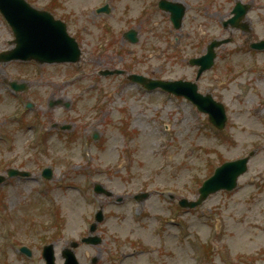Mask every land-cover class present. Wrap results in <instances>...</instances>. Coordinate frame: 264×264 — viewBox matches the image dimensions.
I'll return each mask as SVG.
<instances>
[{"label": "rangeland", "instance_id": "obj_1", "mask_svg": "<svg viewBox=\"0 0 264 264\" xmlns=\"http://www.w3.org/2000/svg\"><path fill=\"white\" fill-rule=\"evenodd\" d=\"M142 1H31L66 21L82 48V59L76 65L0 63V135L7 136L0 139V172L24 168L36 179L16 178L0 187L5 199L0 208V264H44V243L63 245L87 233L96 198L108 205L106 221L98 229L118 249L113 255L133 251L124 264H264V52L247 46L264 38V0H257L250 15L252 35L234 33V42L217 49L213 68L199 81L203 92H211L227 108L223 131L184 98L146 91L123 75L98 72L119 67L151 77L193 79L195 69L188 58L202 54L211 39L229 35L220 20L234 0H216L207 18L188 7L184 27L171 37L162 34L166 18L144 17ZM106 2L110 11L96 13ZM130 28L138 32L136 43L121 36ZM108 31L111 36L106 38ZM12 38L0 14V51L12 47ZM3 76L30 81L21 101L34 105L24 110L22 121L10 118L20 110V101L6 86L4 90ZM52 99L69 107H49ZM36 122L42 125L33 128ZM55 123L72 124V129L59 131L52 128ZM40 128L42 135L47 133L45 148L34 141ZM254 149L249 170L234 191L211 195L193 210L170 200V193L195 197L196 187L217 165ZM46 166L54 174L48 188L40 191V172ZM95 182L126 201L116 205L113 197L94 196ZM84 187L89 193L84 194ZM144 189L151 196L135 202L131 194ZM22 244L33 250L32 258L21 254ZM106 247L82 246L81 263H90L98 252L110 259Z\"/></svg>", "mask_w": 264, "mask_h": 264}, {"label": "water", "instance_id": "obj_2", "mask_svg": "<svg viewBox=\"0 0 264 264\" xmlns=\"http://www.w3.org/2000/svg\"><path fill=\"white\" fill-rule=\"evenodd\" d=\"M0 9L8 18L16 35L17 47L0 54V60L30 59L40 62L76 61L80 58V50L67 31L66 25L60 20H55L51 14L38 12L24 0H0ZM174 15L179 16V10L172 8ZM236 21V18L232 19ZM215 42L213 43V45ZM214 55V53H211ZM211 55L200 60H192V63L202 64V68L210 66ZM119 72V71H118ZM132 79L143 83L147 88L153 89L161 86L166 90L177 94H183L198 107L210 114V120L215 125L223 127L226 116L223 106L213 101L210 95L201 96L196 92V86L190 82L176 81L166 82L162 80L147 79L142 76H131ZM248 158L234 162H227L217 168L215 174L204 182L200 188V198L196 202L181 200L185 206H195L201 203L210 193L219 189H232L236 186L237 177L247 168ZM49 173L50 171L47 170ZM50 173L47 175L50 177ZM0 176V180H1Z\"/></svg>", "mask_w": 264, "mask_h": 264}, {"label": "flooded vegetation", "instance_id": "obj_3", "mask_svg": "<svg viewBox=\"0 0 264 264\" xmlns=\"http://www.w3.org/2000/svg\"><path fill=\"white\" fill-rule=\"evenodd\" d=\"M98 260H99V259H98ZM97 263H98V261H97ZM109 263L114 264L115 262L110 261Z\"/></svg>", "mask_w": 264, "mask_h": 264}]
</instances>
